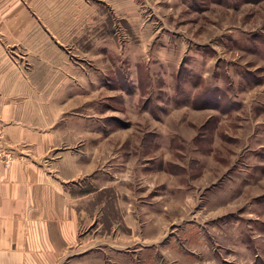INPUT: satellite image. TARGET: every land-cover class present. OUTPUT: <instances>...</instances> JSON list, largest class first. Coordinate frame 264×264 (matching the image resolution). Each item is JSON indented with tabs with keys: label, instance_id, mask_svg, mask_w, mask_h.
I'll use <instances>...</instances> for the list:
<instances>
[{
	"label": "rangeland",
	"instance_id": "rangeland-1",
	"mask_svg": "<svg viewBox=\"0 0 264 264\" xmlns=\"http://www.w3.org/2000/svg\"><path fill=\"white\" fill-rule=\"evenodd\" d=\"M21 12L22 30L56 45L21 54L29 91L69 96L64 150L113 185L88 228L98 260L264 264V0H23Z\"/></svg>",
	"mask_w": 264,
	"mask_h": 264
},
{
	"label": "crops",
	"instance_id": "crops-1",
	"mask_svg": "<svg viewBox=\"0 0 264 264\" xmlns=\"http://www.w3.org/2000/svg\"><path fill=\"white\" fill-rule=\"evenodd\" d=\"M22 6L23 0H0V130L15 154L8 167L0 160V264H102L99 256L108 253L88 228L100 225H94L100 201L115 204L106 195L113 185L98 179L95 159L64 150L73 146L64 143L68 131L77 130L59 121L74 104L69 96L62 102L57 93L29 91L34 74L28 76L21 54L56 45L42 43L39 29L22 30ZM53 63L49 56L42 64ZM111 242L113 256L119 245Z\"/></svg>",
	"mask_w": 264,
	"mask_h": 264
},
{
	"label": "built area",
	"instance_id": "built-area-1",
	"mask_svg": "<svg viewBox=\"0 0 264 264\" xmlns=\"http://www.w3.org/2000/svg\"><path fill=\"white\" fill-rule=\"evenodd\" d=\"M1 137V136H0ZM0 160L8 167L14 161L13 149L3 144L0 138Z\"/></svg>",
	"mask_w": 264,
	"mask_h": 264
}]
</instances>
